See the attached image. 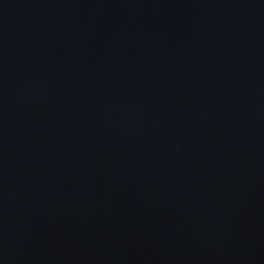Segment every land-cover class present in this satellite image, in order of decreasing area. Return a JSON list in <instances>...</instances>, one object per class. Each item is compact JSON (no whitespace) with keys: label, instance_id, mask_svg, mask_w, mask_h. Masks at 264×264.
Instances as JSON below:
<instances>
[{"label":"water","instance_id":"1","mask_svg":"<svg viewBox=\"0 0 264 264\" xmlns=\"http://www.w3.org/2000/svg\"><path fill=\"white\" fill-rule=\"evenodd\" d=\"M0 264H264V0H0Z\"/></svg>","mask_w":264,"mask_h":264}]
</instances>
